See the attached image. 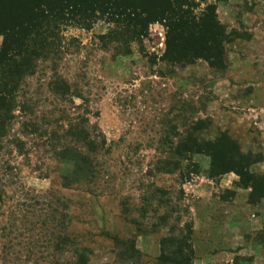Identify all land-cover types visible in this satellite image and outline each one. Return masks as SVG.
<instances>
[{
    "label": "rangeland",
    "instance_id": "obj_1",
    "mask_svg": "<svg viewBox=\"0 0 264 264\" xmlns=\"http://www.w3.org/2000/svg\"><path fill=\"white\" fill-rule=\"evenodd\" d=\"M97 14L77 21L81 27L70 22L60 25L63 54L57 63L58 70L69 74L82 72L87 77L91 92L98 93V98L89 102L97 116L89 119L107 141L116 143L127 121H132L127 127L131 132L124 136L123 144L133 139L143 140L146 147L140 150L144 158L138 163V170L145 173L148 181L152 179L147 176L151 165L149 156L154 154L152 150L157 144L149 145L151 142L145 137L148 133L137 130V120L157 124L155 119L184 121L193 115V118L206 116L210 124L203 135L212 139L225 130L242 152L249 151L264 163V0H227L217 4V19L226 25L227 31L234 28L238 32L225 45L224 67L220 70L209 67L202 59L180 66L166 65L161 59L165 27L160 21L149 23L141 36L133 37L126 51L118 46L104 48L98 37L112 23ZM1 39L0 35V42ZM43 67L40 65L39 69ZM43 80L46 79H40ZM120 97L125 99L124 111L116 106V102L120 104ZM77 103L80 100L74 98V104ZM7 149L9 153L5 148L0 150V182L3 183L0 264L52 263L53 257L48 253L55 254L49 248L42 255L29 256L27 245L34 237L29 225L35 217L25 205L19 206L27 204L22 198L27 190L42 191L49 187L67 201L66 233L72 245L76 243L87 249L88 264H111L115 260L114 255L121 247L114 244L113 238L133 241L138 252L137 259L132 261L134 264H158L161 240L168 236V230L154 218L137 219L140 212L134 210L140 202L135 200L137 192L127 183L136 177L135 169L128 176L123 177V173L120 177L121 188L117 187L120 181L115 180L119 191L98 194L92 183L58 186L60 175L65 169H72L68 163L44 159L48 176L39 179L28 171L12 147ZM191 160L197 165L194 173L186 176L183 162L179 170L182 176L173 172L153 177L161 189L171 193L182 190V195L175 192L172 195L177 199L170 198L180 211L172 214L174 219L169 222L174 227L172 236L178 230H185V224L190 228V264H264V196L249 202L250 189L241 186L235 174L227 172L235 176L232 187L227 189L219 185L222 175L207 177L205 155L193 154ZM33 162L34 159L29 160L30 165ZM5 165L10 170H4ZM120 197L121 201L127 198L124 206L118 203ZM150 208L155 207L145 210ZM164 210L157 208L158 213ZM149 211L147 214L151 215ZM150 224L154 227L149 228ZM68 246L63 248L61 258L73 255V247Z\"/></svg>",
    "mask_w": 264,
    "mask_h": 264
},
{
    "label": "trees",
    "instance_id": "obj_2",
    "mask_svg": "<svg viewBox=\"0 0 264 264\" xmlns=\"http://www.w3.org/2000/svg\"><path fill=\"white\" fill-rule=\"evenodd\" d=\"M224 2L227 0H0V150L5 148L9 153L7 147H12L28 171L39 179L48 176L44 159L68 163L72 169H65L60 175L58 186L92 183L98 194L119 191L123 185L120 177L135 169L136 177L127 183L137 192L135 200L140 202L137 211L134 210L140 212L137 219L154 218L168 230V236L161 240L158 264H190L191 256L190 228L185 224V230H178L172 236L174 227L169 222L174 219L172 214L180 211L170 198H176L172 196L175 193L182 195V190L171 193L159 188L155 175L177 172L182 176L179 170L183 162L186 176L194 173L197 165L191 156L203 154L208 158L207 177L232 172L241 186L250 189L248 201L256 202L255 199L264 196V163L260 174L252 173L249 167L261 159L249 151L242 152L225 130L212 139L203 135L210 124L206 116L193 118V115L184 121L155 119L157 124L137 120V130L148 133L145 137L151 142L149 145L157 144L152 150L154 154L149 156L147 176L152 179L148 181L145 173L138 170V163L144 158L140 150L146 147L143 140L133 139L123 144L124 136L131 132L127 127L132 121H127L116 143L107 141L89 119L97 116L89 102L98 98V93L91 92L87 77L82 72H59L57 63L63 54L60 25L70 22L81 27L77 21L98 13L97 17L112 23L98 37L103 47L118 46L126 51L133 37L141 36L149 23L160 21L165 27L161 59L166 65L180 66L202 59L209 67L220 70L224 67L225 45L231 37L238 36L234 28L227 31L226 25L217 19V4ZM40 65H44L43 69H39ZM42 78L46 80L40 81ZM74 98L80 103L74 104ZM119 101L116 106L124 111L125 99L120 97ZM30 159L35 161L31 165ZM3 168L10 170L8 165ZM115 180L120 181L119 188ZM2 187L0 182V199ZM22 198L28 202L19 206L25 205L35 217L29 225L34 234L27 245L29 256L42 255L49 248L55 254L48 253L53 257L50 264H88L87 249L76 243L72 245L66 233L67 201L50 187L42 191L27 190ZM121 198L118 203L124 206L127 198L123 201ZM151 206L154 210H145ZM157 208L165 210L158 213ZM153 227L154 224L149 225ZM112 241L121 249L111 264H134L138 252L133 241L116 238ZM8 244H5L7 250ZM67 245L73 247V255L61 258Z\"/></svg>",
    "mask_w": 264,
    "mask_h": 264
},
{
    "label": "crops",
    "instance_id": "obj_3",
    "mask_svg": "<svg viewBox=\"0 0 264 264\" xmlns=\"http://www.w3.org/2000/svg\"><path fill=\"white\" fill-rule=\"evenodd\" d=\"M262 169H263L262 162L252 164L249 167L250 172L255 173V174H260L262 172ZM234 177L235 176H233V174L232 175L228 173L223 174L219 179V185L227 189L228 187H232V182H234Z\"/></svg>",
    "mask_w": 264,
    "mask_h": 264
}]
</instances>
